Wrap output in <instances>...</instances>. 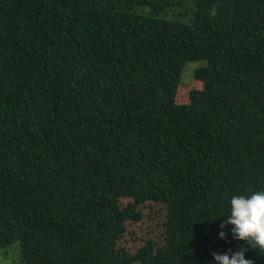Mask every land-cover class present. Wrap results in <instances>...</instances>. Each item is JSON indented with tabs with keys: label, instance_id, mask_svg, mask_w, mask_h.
Listing matches in <instances>:
<instances>
[{
	"label": "trees",
	"instance_id": "1",
	"mask_svg": "<svg viewBox=\"0 0 264 264\" xmlns=\"http://www.w3.org/2000/svg\"><path fill=\"white\" fill-rule=\"evenodd\" d=\"M258 191L264 0H0V249L216 264L244 247L264 264L219 236L232 196Z\"/></svg>",
	"mask_w": 264,
	"mask_h": 264
},
{
	"label": "clouds",
	"instance_id": "2",
	"mask_svg": "<svg viewBox=\"0 0 264 264\" xmlns=\"http://www.w3.org/2000/svg\"><path fill=\"white\" fill-rule=\"evenodd\" d=\"M231 212L221 229L231 225L233 239L246 242L250 248L264 252V191L253 192L249 196L233 195L230 200ZM227 233L221 231L220 239H225ZM247 248L241 247L233 252L229 249L225 253L213 252L216 264H254L246 259Z\"/></svg>",
	"mask_w": 264,
	"mask_h": 264
},
{
	"label": "rangeland",
	"instance_id": "3",
	"mask_svg": "<svg viewBox=\"0 0 264 264\" xmlns=\"http://www.w3.org/2000/svg\"><path fill=\"white\" fill-rule=\"evenodd\" d=\"M206 66L205 61H194V62H187L182 70V73L179 77V82L182 85H190L193 80V75L195 69L199 67ZM183 94V89L179 90V95ZM232 226L229 227L224 232L227 233L226 236L231 234ZM0 264H23L21 261V254H20V247L19 243L16 241L12 243L10 246L0 249ZM130 264H140L139 262H133Z\"/></svg>",
	"mask_w": 264,
	"mask_h": 264
}]
</instances>
